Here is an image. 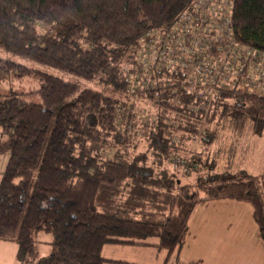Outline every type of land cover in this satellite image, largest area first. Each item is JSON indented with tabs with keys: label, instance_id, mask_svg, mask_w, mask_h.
Segmentation results:
<instances>
[{
	"label": "trees",
	"instance_id": "1",
	"mask_svg": "<svg viewBox=\"0 0 264 264\" xmlns=\"http://www.w3.org/2000/svg\"><path fill=\"white\" fill-rule=\"evenodd\" d=\"M197 1L0 0L1 49L108 89L0 57V82L34 78L41 100L0 98V240L18 264H102L106 244L169 255L193 207L214 199L249 203L264 241V171H218L207 154L221 131L262 132L264 93L224 80L190 90L182 69L153 57L159 32ZM230 13L228 37L264 51V0H231ZM39 231L53 236L43 256Z\"/></svg>",
	"mask_w": 264,
	"mask_h": 264
},
{
	"label": "crops",
	"instance_id": "2",
	"mask_svg": "<svg viewBox=\"0 0 264 264\" xmlns=\"http://www.w3.org/2000/svg\"><path fill=\"white\" fill-rule=\"evenodd\" d=\"M263 133L264 129L260 134H233L232 137L241 143ZM241 148L239 144L237 157L233 159L230 156L227 160H236L240 164L244 154ZM6 157L0 155L1 164ZM239 168L250 172L248 168ZM263 171L262 166L258 175ZM15 250V243L0 240V262L16 264ZM49 251L47 248L45 253ZM101 254L105 258L102 264H264V241L253 220L249 203L214 199L201 201L193 207L187 221L184 242L177 252L167 255L151 246L106 244Z\"/></svg>",
	"mask_w": 264,
	"mask_h": 264
},
{
	"label": "built area",
	"instance_id": "3",
	"mask_svg": "<svg viewBox=\"0 0 264 264\" xmlns=\"http://www.w3.org/2000/svg\"><path fill=\"white\" fill-rule=\"evenodd\" d=\"M230 3L198 0L195 12L180 14L170 30L159 32L154 60L172 70L182 69L190 90L197 83L211 90L224 80L264 93V51L238 45L228 37Z\"/></svg>",
	"mask_w": 264,
	"mask_h": 264
},
{
	"label": "rangeland",
	"instance_id": "4",
	"mask_svg": "<svg viewBox=\"0 0 264 264\" xmlns=\"http://www.w3.org/2000/svg\"><path fill=\"white\" fill-rule=\"evenodd\" d=\"M0 57L15 61L19 64H23L28 68L44 71L46 73L60 77L64 80L73 81L78 84L79 90L83 88H92V89H96L98 91H103V92H107L108 90L106 86H104L97 80V78L92 79V80L79 79V78L73 77L69 73H66L56 68L48 67L38 62L32 61L30 59L15 55L1 48H0ZM38 86H39L38 81L31 77H25L21 80H17V79L6 80L3 82H0V98H6L10 94H16L23 100L41 103V100L38 94L34 91L35 89L38 88ZM137 102L139 105H142V106H144V104L147 103L145 105H147L148 107H151L149 106L148 101H146L145 99L142 102L137 99ZM228 121L230 123H236L233 125L247 124V123H239L241 121L233 122V120H230V119H228ZM232 136L233 134L229 130L221 131V133H219V137H218L219 139L216 140V142H214L210 146H208L209 148H207V154L209 155L208 157H210V159L215 161V169L218 171H221V170H225L226 168L236 169L239 167H245V168H248L254 176H257L259 171L262 169V166L264 167V133L262 135H258L257 137L253 139H250V141L248 142L242 141L241 143H239L237 139L234 140ZM3 138L4 136L0 134V141ZM257 140L259 141L257 142ZM238 143L242 147L241 149H244V154H243V157H241L242 159H240V164L235 162L236 160L234 162L227 160L228 157L230 156L233 159L237 157L236 153L238 151V146H239ZM193 144L195 145L194 142ZM196 148L201 149L203 147L199 146ZM180 152L181 154L184 153L182 151ZM0 155H4V157L7 156L5 158L6 161L4 160L2 164L0 160V172H1L6 165L8 154L0 151ZM238 156H239V152H238ZM170 168H172L171 165H170ZM182 169L183 167L179 165L178 171L180 172V175L182 174ZM195 177H196V172L193 171L191 175L187 177H183L182 179L183 181H186V182H194ZM35 240H36L35 247H36L37 256H43L47 254L45 253L46 249L49 248L50 250L52 248L50 244L45 243V242L53 240V236L48 232L39 231L38 233L35 234ZM150 240L154 241L155 239H150ZM161 252H166V251L162 250ZM0 264L2 263L0 262ZM16 264L18 263L16 262Z\"/></svg>",
	"mask_w": 264,
	"mask_h": 264
}]
</instances>
